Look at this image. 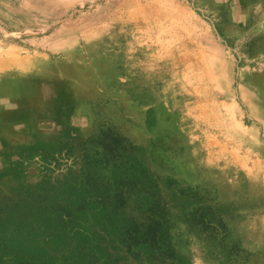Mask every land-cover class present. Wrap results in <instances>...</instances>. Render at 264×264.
<instances>
[{
    "label": "rangeland",
    "instance_id": "1",
    "mask_svg": "<svg viewBox=\"0 0 264 264\" xmlns=\"http://www.w3.org/2000/svg\"><path fill=\"white\" fill-rule=\"evenodd\" d=\"M262 112L264 0H0V264H264Z\"/></svg>",
    "mask_w": 264,
    "mask_h": 264
},
{
    "label": "bare ground",
    "instance_id": "2",
    "mask_svg": "<svg viewBox=\"0 0 264 264\" xmlns=\"http://www.w3.org/2000/svg\"><path fill=\"white\" fill-rule=\"evenodd\" d=\"M15 54H16V53H15ZM38 102H42V101L38 100ZM34 105H35V102H34ZM263 113H264V112H262V114H263ZM31 114H34V112L31 113ZM259 114L261 115V110H260ZM34 115H35V114H34Z\"/></svg>",
    "mask_w": 264,
    "mask_h": 264
}]
</instances>
